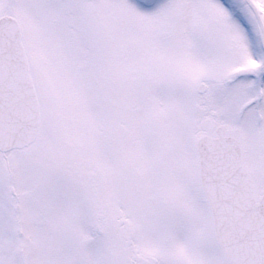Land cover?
I'll use <instances>...</instances> for the list:
<instances>
[{
  "label": "snow or ice",
  "instance_id": "1",
  "mask_svg": "<svg viewBox=\"0 0 264 264\" xmlns=\"http://www.w3.org/2000/svg\"><path fill=\"white\" fill-rule=\"evenodd\" d=\"M0 264H264V0H0Z\"/></svg>",
  "mask_w": 264,
  "mask_h": 264
}]
</instances>
